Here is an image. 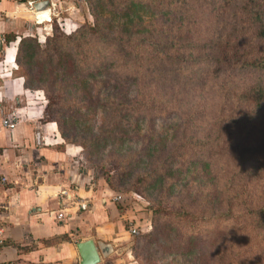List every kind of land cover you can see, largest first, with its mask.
I'll return each mask as SVG.
<instances>
[{"label":"rangeland","instance_id":"1","mask_svg":"<svg viewBox=\"0 0 264 264\" xmlns=\"http://www.w3.org/2000/svg\"><path fill=\"white\" fill-rule=\"evenodd\" d=\"M49 1L51 14L37 19L39 30L25 26L39 45L24 58L26 68L37 76V83L30 76L32 85L53 97L50 105L38 89L50 105L45 117L62 119L69 134L62 139L77 147L75 166L120 195L134 264H264V170L253 176L256 164L243 165L237 154L260 144L264 112L221 128L216 121L221 106L223 116L252 110L253 102L241 98L254 74L220 71L215 78L210 70L205 85L196 87L202 59L216 56L219 46L211 40L218 42L217 33L223 42L248 40L234 31L242 23L237 14L216 19L217 11L197 9L196 0L187 6L176 0ZM131 1L150 6H138L140 24L129 32L121 23L132 21L120 13ZM157 41L171 46L180 75L170 78L172 87L166 79L157 82V65L150 76L145 72L155 63ZM53 42L58 51L51 52Z\"/></svg>","mask_w":264,"mask_h":264},{"label":"crops","instance_id":"2","mask_svg":"<svg viewBox=\"0 0 264 264\" xmlns=\"http://www.w3.org/2000/svg\"><path fill=\"white\" fill-rule=\"evenodd\" d=\"M34 2L0 0V264H80L77 244L86 240L95 243L97 264H134L118 195L75 166L77 147L45 119L42 91L28 88L19 72V41L32 35L25 26L38 31L41 24ZM11 114L17 123L9 129L2 120ZM99 244L110 247L106 256Z\"/></svg>","mask_w":264,"mask_h":264},{"label":"trees","instance_id":"3","mask_svg":"<svg viewBox=\"0 0 264 264\" xmlns=\"http://www.w3.org/2000/svg\"><path fill=\"white\" fill-rule=\"evenodd\" d=\"M176 1L178 2V4L182 2L183 6H187V0H176ZM170 2L168 4H170ZM196 3L197 6L195 7H197V9L198 8L201 9L203 6H206L210 8L207 9L211 14H216L215 11H217V14L215 15L216 19H219L225 13L227 14L231 13L233 15L237 14V17L239 18V20L241 19L242 23L239 22L240 24L237 26L236 29H234V31L237 30L238 32H241L243 36L246 35L245 37H247L248 39V40L244 39L245 42L237 41V40L233 42H230V40L223 42V39H220L219 34L217 33V36L215 35L214 38L216 39L218 38V42L215 40H211V41L219 46L218 47L219 50L217 48L216 56H207L202 59L205 62L203 64L204 66L199 68L201 69L199 73L195 72V74H197L196 78H198V80L196 81V87L199 88L200 86L205 85L206 82L205 77L208 75V72L210 70H212L211 74L214 75L215 78H217L216 75L220 71L227 72L228 75H236L238 73L254 74V81L250 83L252 84V86L244 90L242 92L243 97L241 96L242 97L241 99H244L249 102L250 101L253 102V105L250 108L252 110L250 112L240 114L239 116H237L238 114L223 116L221 112L224 111V109L223 106H221L217 111L219 115L217 114L218 116L216 118V121L220 123L219 128H221V123H224L225 125L228 126V124L232 122H241V121L251 122L252 120L251 115H256V112L259 111L264 112V0H196ZM140 5L141 7H144V10H146L150 6L149 3L144 4L143 6V4L139 2L131 1L129 4L127 3V6L123 9V12L120 13L121 16L128 17L132 21L129 22L128 20H125L122 21L123 23H121L122 27L125 26L127 31L129 32L133 31L131 26H133L134 24L135 26H138L140 24V22L136 23L137 20H140L141 18V14L137 12V9L139 8L138 6ZM189 6L191 8H195L193 4H189ZM121 10L122 8L120 9V11ZM246 31L250 32V34L246 33ZM63 38L70 40L71 37L64 36ZM225 46L231 49L226 50ZM154 47L155 49L153 50V52H151V54L153 55L151 59L155 63L151 65H147L145 67V72L147 73V76H150L152 73V67L157 65L156 70L154 71L157 72V78H158L157 82L166 79V84L172 87L174 86V84L171 83L170 78H175L180 75L177 68L173 66L175 61L174 57H172L169 54V49L171 46L166 42L157 41L154 44ZM36 48L39 49V45L36 39H33L30 36L22 37L18 44L16 61L19 67V72L25 79L26 86L31 89H42L45 92L46 98L51 105V102H53L52 101L53 97L46 90V87L44 86L41 87L39 85L37 86L32 85L30 76H32L33 74L32 73L30 74L26 68V66L30 62H28V60L24 61L25 57H28V59H30L34 56V50ZM53 48L54 51L51 52H55L59 50L58 42H53L52 49ZM46 51L48 52V50ZM122 52H125V50H122ZM42 53H44V51ZM68 53L69 55L72 56V54L69 51ZM192 73L194 74L193 71ZM38 76L41 81L40 78L41 75ZM184 76L193 77L191 73H186L184 74ZM32 77L34 79L37 76L34 75ZM82 80H86V79L82 78ZM34 81L36 82L35 79ZM188 83L189 82L187 80H184L183 85L186 87H190ZM184 89L187 90L188 88H184ZM224 99L225 98H222L221 100L225 101ZM87 103H88L87 105L91 107V109L94 108L93 104H91L89 101ZM50 105H46L45 107L46 116H48ZM45 119L47 121H56L61 137L64 140L69 139L68 132L63 129L62 119L60 120L53 118L48 119L46 117ZM220 134H221V130H219L215 138L220 139L219 136ZM260 134L262 140L257 147H251V146L241 147L237 153L239 159H244L243 165L244 164L247 165L249 162H251L252 164H256L254 165L255 167L253 168L254 169L253 171L254 174H252L253 176L261 174L262 171L264 170V122L261 126ZM206 140L216 141L215 139L209 140L208 136ZM249 152H251L252 154L256 153L257 156L252 159L251 157L255 156L256 154L250 155ZM202 163L204 164V168H209V162L204 161ZM195 164H197V162H195ZM259 212L261 214H264V208H262ZM230 213L231 212H226L225 214H230Z\"/></svg>","mask_w":264,"mask_h":264},{"label":"water","instance_id":"4","mask_svg":"<svg viewBox=\"0 0 264 264\" xmlns=\"http://www.w3.org/2000/svg\"><path fill=\"white\" fill-rule=\"evenodd\" d=\"M34 9L36 11H41L43 9H50L49 0H40L34 2ZM102 253L106 256L107 250H110L108 245H101ZM77 249L80 255V264H97L100 261L98 250L95 246L93 240H86L84 242H79L77 244Z\"/></svg>","mask_w":264,"mask_h":264},{"label":"built area","instance_id":"5","mask_svg":"<svg viewBox=\"0 0 264 264\" xmlns=\"http://www.w3.org/2000/svg\"><path fill=\"white\" fill-rule=\"evenodd\" d=\"M17 123V116L15 114H11L9 116H5L2 120L3 126L12 129L15 127ZM6 182V179L4 177H0V186L3 185ZM62 194H65V191L62 192ZM66 195V194H65ZM67 196V195H66ZM69 197V196H67ZM116 200L120 199V195L114 197ZM80 207L82 209L85 208V204H81ZM63 216L61 212L57 214V217L60 219ZM135 229H131L132 233H135ZM6 244V237H5V227L4 225L0 224V252L3 250Z\"/></svg>","mask_w":264,"mask_h":264},{"label":"bare ground","instance_id":"6","mask_svg":"<svg viewBox=\"0 0 264 264\" xmlns=\"http://www.w3.org/2000/svg\"><path fill=\"white\" fill-rule=\"evenodd\" d=\"M50 9H43L41 11H36L37 13H41V15H39V18L42 19V20H47L48 19V14H49V11ZM43 12V13H42Z\"/></svg>","mask_w":264,"mask_h":264}]
</instances>
